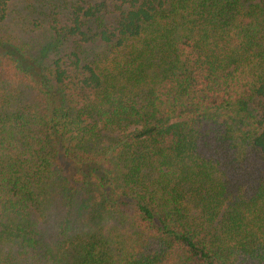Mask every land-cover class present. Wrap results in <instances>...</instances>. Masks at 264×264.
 <instances>
[{"label":"trees","instance_id":"obj_1","mask_svg":"<svg viewBox=\"0 0 264 264\" xmlns=\"http://www.w3.org/2000/svg\"><path fill=\"white\" fill-rule=\"evenodd\" d=\"M14 1L0 264H264V0Z\"/></svg>","mask_w":264,"mask_h":264},{"label":"rangeland","instance_id":"obj_2","mask_svg":"<svg viewBox=\"0 0 264 264\" xmlns=\"http://www.w3.org/2000/svg\"><path fill=\"white\" fill-rule=\"evenodd\" d=\"M13 5H14V8H17L19 10V8H22V6L26 5V0H15L13 2ZM17 15L19 17H21V15H19V14H17ZM17 24H18V26H16V27H15L14 22L9 24V25H10L11 29H13L19 37L22 36L23 38L29 40L30 38L34 39L38 36V34H35V33H33V34L31 33L32 34L31 35V34H28L26 31L23 32V27H22L23 22H21V20H19ZM14 31H12V32H14Z\"/></svg>","mask_w":264,"mask_h":264}]
</instances>
